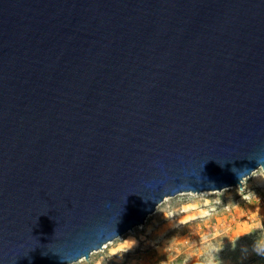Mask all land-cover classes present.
<instances>
[{"label": "water", "instance_id": "95a60500", "mask_svg": "<svg viewBox=\"0 0 264 264\" xmlns=\"http://www.w3.org/2000/svg\"><path fill=\"white\" fill-rule=\"evenodd\" d=\"M257 153L264 0H0V264H67Z\"/></svg>", "mask_w": 264, "mask_h": 264}, {"label": "clouds", "instance_id": "9594fccd", "mask_svg": "<svg viewBox=\"0 0 264 264\" xmlns=\"http://www.w3.org/2000/svg\"><path fill=\"white\" fill-rule=\"evenodd\" d=\"M248 159L255 161V168L230 169L238 181L234 189L215 188L206 178L207 191L196 190L189 180L158 186L157 198L149 200L155 202L161 230L146 241L157 253L158 264H246L253 257L264 259V153ZM195 183H201L200 175ZM97 238L99 245L92 242L86 255L65 259L67 264H111L113 257L123 261L144 239L121 237L115 231Z\"/></svg>", "mask_w": 264, "mask_h": 264}, {"label": "rangeland", "instance_id": "374dc122", "mask_svg": "<svg viewBox=\"0 0 264 264\" xmlns=\"http://www.w3.org/2000/svg\"><path fill=\"white\" fill-rule=\"evenodd\" d=\"M234 188L235 187H233L232 189ZM257 191H260V189H257ZM233 194H235V190H233ZM261 194L264 195V190H261ZM161 223L162 222L160 221L158 214H153V216L141 229L130 234L132 236H136L137 238H140L141 236L144 237V239L140 241V246L132 252L126 254L123 261H118L115 257H113L111 264H158L159 258L157 256V253L151 246L146 243V241L155 238L158 231L161 230ZM149 227L152 228L151 233L147 231ZM242 239L247 241L250 238L242 237ZM246 264H264V259L253 257L250 261H247Z\"/></svg>", "mask_w": 264, "mask_h": 264}]
</instances>
